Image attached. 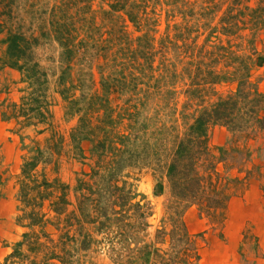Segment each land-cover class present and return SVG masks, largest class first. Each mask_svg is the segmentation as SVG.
Here are the masks:
<instances>
[{
    "label": "trees",
    "instance_id": "16d2710c",
    "mask_svg": "<svg viewBox=\"0 0 264 264\" xmlns=\"http://www.w3.org/2000/svg\"><path fill=\"white\" fill-rule=\"evenodd\" d=\"M94 1L0 0L7 62L24 83L17 102L1 101L2 118L19 132L53 131L45 147L35 142L17 175L16 222L24 232L0 264H85L103 244L115 264H200L199 235L184 215L195 205L222 226L234 195L228 182L245 185L250 171L223 177L216 163L228 170L252 157L245 143L220 148L216 158L209 129L226 127L234 143L264 132V93L252 80L264 66L256 46L264 0H107L98 9ZM14 7L31 18L29 26L19 16L13 21ZM51 42L59 47L57 91L66 114L78 118L72 157L90 161L73 187L57 174L65 139L54 130L51 80L37 52ZM223 83L236 89L219 94ZM180 84L184 133L176 117ZM161 167L169 197L162 228L149 240L153 209L145 197L137 200L131 172ZM164 189L157 179L155 194Z\"/></svg>",
    "mask_w": 264,
    "mask_h": 264
},
{
    "label": "rangeland",
    "instance_id": "374dc122",
    "mask_svg": "<svg viewBox=\"0 0 264 264\" xmlns=\"http://www.w3.org/2000/svg\"><path fill=\"white\" fill-rule=\"evenodd\" d=\"M106 2L107 0H95L94 7L98 9ZM16 7L12 14L13 21L19 16L24 18L25 24L29 26L31 18ZM181 22L182 18L178 15L175 23L180 25ZM165 29V12L163 11L158 38ZM4 38L5 34H0V103L4 99L17 102L24 83L21 82L20 71L8 65L7 45L2 42ZM256 46L257 51L264 55V31L258 36ZM37 52L41 65L47 70L51 80L49 97L52 101L54 130L65 139L61 154L55 155L57 174L64 183L73 187L78 174L90 172V161H81L72 157L70 132L78 118L66 114V103L55 84V80L60 75L59 47L55 42H51L40 47ZM252 80L258 83L259 89L264 93V66L254 69ZM235 89L236 84L234 83H223L217 86L218 93L223 95ZM178 91L180 93L176 107L178 111L176 114L177 128L178 131L184 133L187 121L182 118L186 100L184 93L181 92L183 91L182 84L178 87ZM18 128L15 121H4L0 112V261L12 251L13 245L24 232V228L16 222L19 204L17 175L21 171L25 158L33 155L32 148L35 142L38 141L42 147H45L53 132L48 129L39 133V129L33 127L19 132ZM240 138L242 139L234 143L233 134L220 125L212 126L208 132L209 146L216 158L220 156V148H230L232 144L245 145V143L252 150V157L239 168L236 166L228 170H226L225 162L216 163L217 170L223 177L244 178L250 171V178L245 185L228 182L234 195L228 203L226 219L222 226L210 223L200 214L195 205L190 207L184 215L189 232L192 235H199L197 239L201 253L200 264H264V189L262 187L264 184V132H253L248 140L245 137ZM84 146L89 156L90 145L85 143ZM160 170L155 173L152 169L144 168L141 171L131 172V176L137 178L135 181L137 200L145 197V201H148L153 209L149 217V240H154L157 230L162 228V219L169 197L166 170L162 167ZM157 179L161 180L165 186L164 192L158 195L155 194ZM71 196L73 197L72 193ZM97 249L95 252L88 253L85 264H115L110 259V254L104 244Z\"/></svg>",
    "mask_w": 264,
    "mask_h": 264
}]
</instances>
